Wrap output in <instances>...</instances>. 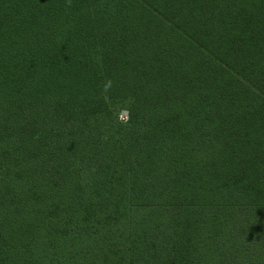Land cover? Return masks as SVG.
Instances as JSON below:
<instances>
[{
	"label": "trees",
	"instance_id": "obj_1",
	"mask_svg": "<svg viewBox=\"0 0 264 264\" xmlns=\"http://www.w3.org/2000/svg\"><path fill=\"white\" fill-rule=\"evenodd\" d=\"M0 264H264V0H0Z\"/></svg>",
	"mask_w": 264,
	"mask_h": 264
},
{
	"label": "rangeland",
	"instance_id": "obj_2",
	"mask_svg": "<svg viewBox=\"0 0 264 264\" xmlns=\"http://www.w3.org/2000/svg\"><path fill=\"white\" fill-rule=\"evenodd\" d=\"M125 113H126V112H125ZM123 114H124V112H123ZM116 116L118 117V119H123V115H118V113H117Z\"/></svg>",
	"mask_w": 264,
	"mask_h": 264
},
{
	"label": "water",
	"instance_id": "obj_3",
	"mask_svg": "<svg viewBox=\"0 0 264 264\" xmlns=\"http://www.w3.org/2000/svg\"><path fill=\"white\" fill-rule=\"evenodd\" d=\"M125 113V112H124Z\"/></svg>",
	"mask_w": 264,
	"mask_h": 264
}]
</instances>
